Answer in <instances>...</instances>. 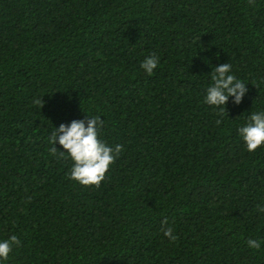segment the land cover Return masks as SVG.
Instances as JSON below:
<instances>
[{
  "label": "trees",
  "instance_id": "1",
  "mask_svg": "<svg viewBox=\"0 0 264 264\" xmlns=\"http://www.w3.org/2000/svg\"><path fill=\"white\" fill-rule=\"evenodd\" d=\"M223 63L248 89L225 111L203 102ZM257 111L264 0H0V239L20 241L7 264H264V145L238 133ZM85 115L123 146L98 187L50 150Z\"/></svg>",
  "mask_w": 264,
  "mask_h": 264
},
{
  "label": "clouds",
  "instance_id": "2",
  "mask_svg": "<svg viewBox=\"0 0 264 264\" xmlns=\"http://www.w3.org/2000/svg\"><path fill=\"white\" fill-rule=\"evenodd\" d=\"M158 63L159 57L152 54L142 61L140 67L147 75H151ZM209 73L211 83L205 89L203 97L206 105L225 111L229 98L234 105L242 102L248 91L247 84L232 74V66L229 63L212 66ZM34 103L42 106L41 98L36 99ZM103 123L100 116L85 115L84 119H73L69 123L54 127L49 137L51 152L71 161L68 178L80 185L98 187L104 180L109 166L123 150L120 144L110 146L99 139V130ZM238 133L248 152H254L264 145V111L251 113L244 125L238 128ZM54 144L61 146V149L58 150ZM257 210L264 213V204L257 205ZM163 236L169 242L176 240L173 228H165ZM19 244L20 241L14 234L0 239V264H7L10 252ZM246 244L251 249L261 247V242L256 239H249Z\"/></svg>",
  "mask_w": 264,
  "mask_h": 264
}]
</instances>
